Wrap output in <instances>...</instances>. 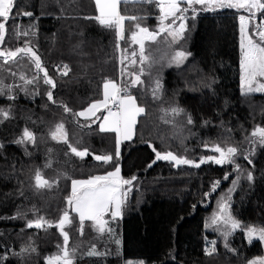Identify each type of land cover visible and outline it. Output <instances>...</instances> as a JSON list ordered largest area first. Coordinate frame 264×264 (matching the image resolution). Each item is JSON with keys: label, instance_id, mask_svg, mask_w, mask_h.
<instances>
[{"label": "trees", "instance_id": "obj_1", "mask_svg": "<svg viewBox=\"0 0 264 264\" xmlns=\"http://www.w3.org/2000/svg\"><path fill=\"white\" fill-rule=\"evenodd\" d=\"M14 3L4 47L14 49L25 39L31 41L56 83L51 89L56 103L48 100L50 86L42 80L38 88L29 85L28 92L14 87L0 95V109L10 112L8 119L0 120V264H46V257L58 253L63 237L56 227L28 228V222L43 217L55 224L65 209L75 218L66 202L71 181L105 175L116 166L124 179L136 178L126 186L131 191L122 217L112 220L107 215L113 231L102 236L90 221H85L81 235L75 218L65 229L70 236L68 247L75 249V264H247L262 255V244L248 243L243 230L228 237L225 247L224 238L206 228L217 202L230 192L234 181V190L228 194L233 217L242 228L264 227V146L246 139L257 126L264 127V94H241L239 16L245 14L243 10L197 8L195 19L188 13L187 31L178 44L169 46L164 34L156 42H145V53L154 62L143 66L144 84L129 90L145 114L138 119L134 138L122 144L116 159L115 137L99 132L98 122L91 127L78 126L91 122L72 115L102 99L105 79L127 84L129 78L121 76L115 32L95 19L84 18L97 15L93 0ZM26 11L33 15H22ZM121 13L146 17L141 23L150 30L158 26L159 12L154 5L130 3L121 6ZM17 27L35 35L30 32L28 37L17 39ZM132 31L133 23L126 22L125 40L119 43L120 49L127 50L128 71L138 72L139 46L132 44ZM178 50L191 55L178 67L169 65L171 55ZM133 51L137 53L135 66L130 63ZM64 64L71 69L67 76L60 75L57 68ZM10 67L17 70V65ZM23 70L32 75L30 67ZM0 76L5 84L21 83L7 71ZM156 78L163 85L159 99H153L151 91ZM61 103L72 112H65ZM174 107L183 112L174 115L164 111ZM189 116L191 124L187 123ZM61 122L69 141L80 150L87 148L89 156L76 157L66 144L51 138L50 133ZM24 129L35 135L34 144L17 143ZM216 144L236 146L240 154L233 163L208 162L196 168L156 160L153 151H171L199 162L201 157L217 155L211 151ZM106 154L114 157L110 163L94 159ZM246 155L251 164L244 159ZM49 161L51 167H46ZM38 170L58 183L37 190L34 176ZM249 172L252 180L247 179ZM93 244L103 255H85ZM212 246L215 251L209 255ZM25 248L35 251L17 255Z\"/></svg>", "mask_w": 264, "mask_h": 264}, {"label": "snow or ice", "instance_id": "obj_2", "mask_svg": "<svg viewBox=\"0 0 264 264\" xmlns=\"http://www.w3.org/2000/svg\"><path fill=\"white\" fill-rule=\"evenodd\" d=\"M149 4L154 5L159 12L157 17L158 26L154 30H150L148 27L142 25V21L146 19L144 16L137 15H124L121 13V6H127L128 4ZM96 12L98 13L94 17H84L85 19H95L100 26L105 29L113 30L116 35L117 44L116 47L121 51L120 64L121 76H127L128 82L126 85H120L111 79H105L103 82V98L92 102L86 109L76 113H72L74 117L83 118L86 121H90V124L79 125L81 127H91V124L99 123V132L101 133H114L115 134V158L119 159L121 155L120 146L122 142L129 141L133 138L137 125V118L145 114V108L140 106L137 102V98L130 94V88H135L144 84L142 77L145 75L146 63L151 66L150 55L145 53V42H156L157 38L161 34H166L170 37L167 40L169 46L178 44L180 40L184 38V34L187 31V20L189 19L188 13H192L193 19L197 14V6H200V11H215L222 8L243 10L246 15L239 16V33H240V82H241V94L248 96L254 93L264 94V19L257 21L258 14L264 17V0H94ZM15 7L14 0H0V73L7 71L13 78L18 79L21 83L14 85L5 84L4 79L0 76V95H5V89L10 93L13 88H20L22 91L28 92L29 85H33L36 88L42 80L44 85L50 86V89L46 92V96L49 101L56 103L53 99V92L51 89L56 87V83L52 77L49 76L47 69L44 67L41 57L37 54L30 40L25 39L23 45L14 49L4 47L6 36L8 34V22L14 18L13 9ZM24 16H32V12H23ZM132 22L135 31L131 32V41L134 45L139 46V64L141 65L138 72L128 71L125 65V60L128 59L126 49H120V41L125 40V24L126 22ZM34 28V26H33ZM35 35L31 30H20L19 27L14 29V35L17 39L22 37H28ZM257 36V39L253 37ZM191 55L183 50L175 51L170 59L169 65L175 64L180 66ZM131 65L137 64V53L133 51L131 53ZM27 61V64L22 63ZM11 65H17V70H12ZM30 67L33 69L32 75L29 76L23 70ZM59 74L67 76L71 71L67 64L57 66ZM43 74L42 77L40 74ZM154 87L152 88L153 99L160 98V92L163 85L159 78L154 81ZM34 94H38L35 92ZM9 99H15L14 96L9 95ZM61 107L65 112L71 113L72 110L67 105L61 103ZM171 112L174 115H179L183 112V109L171 108L164 110ZM106 112V115H98V113ZM0 117L8 119L10 112L4 109H0ZM166 123L168 121H165ZM193 121L189 116L187 123L191 124ZM51 138L58 143H64L67 145L69 151L76 157L85 158L90 155L87 148L83 150L78 149L69 141V135L65 129L64 123H59L55 126V129L50 133ZM249 142L253 145L259 144L264 146V127L257 126L250 134ZM36 142L35 135L28 129H24L23 135L17 143ZM79 143V142H77ZM207 147V145L205 146ZM156 160H164L174 163L175 166L189 165L199 168L201 164L213 162L218 165L225 163H233L235 157L240 154L239 149L236 146H221L219 144L213 145L211 151L218 155H209L201 157L199 162L188 159L184 156H179L171 151L161 153L155 150ZM252 153H249L251 155ZM113 155H95L96 161L103 162L105 164L110 163L113 160ZM244 159L248 160L249 164L252 161L249 156H244ZM155 161H153L154 163ZM46 167H51V161L46 163ZM151 167V165H149ZM228 177L225 176V179ZM135 177L131 179H124L121 176V169L116 166L114 171L107 172L105 175L93 176L86 180H72L71 181V195L67 197V205L73 213L75 218H78L79 228L78 231L81 235L84 234L85 221L91 222V227L98 233V236H102L106 231L111 233L113 230L107 227L109 221L105 219L106 215H110L112 220L122 215V208L125 203L127 192L131 191L130 187ZM248 180H252L251 172L247 175ZM34 187L37 190L50 189L58 181H50L45 178L41 171H36L34 176ZM235 181L233 182V191L235 187ZM213 186V191L215 187ZM227 199L222 198L219 202L218 213L212 217L211 224L207 225L212 227L220 223L223 224L224 230L221 234L225 240V247H227V239L235 230L241 228V224L236 220L230 212V204ZM70 216L69 210L65 209L59 218L58 222L51 224L44 220L43 217L36 219L35 221H29L28 228H44L56 227L59 230L60 235L63 237V244L57 245L59 251L57 254L46 257V264H75V249H69V232L66 231V227H70L75 219ZM214 230L219 231V228ZM249 243L254 238L261 242H264V227L257 228L255 226H248L245 229ZM213 245L215 242H212ZM29 251L34 252L35 248H25L21 250V253L17 255L25 254ZM215 248L208 252L212 254ZM87 256H99L103 255L97 251L96 246L93 244L89 250L85 253ZM251 264H264V260L253 261Z\"/></svg>", "mask_w": 264, "mask_h": 264}, {"label": "rangeland", "instance_id": "obj_3", "mask_svg": "<svg viewBox=\"0 0 264 264\" xmlns=\"http://www.w3.org/2000/svg\"><path fill=\"white\" fill-rule=\"evenodd\" d=\"M243 15H246V13L243 14ZM261 19H264V17H262V16H260V15L258 14L257 21L259 22ZM163 36H164V35H163ZM163 38H164L165 41L171 39L170 37H167L166 35H165V37H163ZM253 38L258 40V37H257V36H254ZM173 45H174V44H173ZM251 95H263V94H260V93H254V94H251ZM102 98H103V96H102ZM98 115H106V112L98 113ZM82 119H83V118H82ZM0 120H1V117H0ZM97 122L100 123L101 121H97ZM109 134H111V135H113V137H115V134H114V133H109ZM121 146H122V144H121ZM121 146H120V150H121ZM217 155H218V154H217ZM235 185H236V184H235ZM232 189H233V188H232ZM227 192H228V191H227ZM228 194H230V192H229ZM228 194H226V193L223 194L224 199H227L226 197H229ZM220 201H221V198H220V200L217 202V205L215 206L214 212L211 214V217L208 219V221H207V225L211 224L212 217H213L215 214L218 213V206H219V202H220ZM228 203H229V202H228ZM70 210H71V209H70ZM230 212H231V209H230ZM122 213H123V208H122ZM231 214H232V213H231ZM106 216H107V215H106ZM108 216H109V218H111L110 215H108ZM232 216H233V215H232ZM109 218H106V217H105L106 220L110 221ZM234 218H235V217H234ZM235 219H236V218H235ZM236 220H237V219H236ZM240 224H241V223H240ZM207 225H206V228H207L208 230H210V231H214V232H216L218 235H221V236L223 237V235L221 234V232L224 230V226H223L222 223H220V224H218V225H214V226H212V227H208ZM241 225H242V224H241ZM107 227H108V225H107ZM255 227H257V226H255ZM215 228H219L220 230H219V231L214 230ZM257 228H261V227H257ZM245 229H246V227H243V228H242V226H241V228L235 230V232H240L241 230H243V231H244V234H245V238H246L247 242L249 243V240H248V237H247V234H246ZM235 232H233L232 235H234ZM232 235H230V236H232ZM230 236H229V237H230ZM223 238H224V237H223ZM255 241H259V240L256 239V238H254V239L252 240L251 243H253V242H255ZM259 242H260V243L262 244V246H263V253H262V255H260V256H258V257H255V258L251 259L250 261L247 262V264H251V262H253V261H261V260H264V242H261V241H259ZM251 243H250V244H251ZM210 245H211V244H210ZM212 248H213V246L211 247V250H212Z\"/></svg>", "mask_w": 264, "mask_h": 264}, {"label": "crops", "instance_id": "obj_4", "mask_svg": "<svg viewBox=\"0 0 264 264\" xmlns=\"http://www.w3.org/2000/svg\"><path fill=\"white\" fill-rule=\"evenodd\" d=\"M94 1V0H93ZM197 8H200V6H197ZM98 14V13H97ZM164 35H166V34H164ZM185 35V34H184ZM167 36V35H166ZM181 41V40H180ZM147 42V41H146ZM151 42V41H150ZM133 44V43H132ZM134 45V44H133ZM134 46H137V45H134ZM82 119V118H81ZM139 119V117L137 118V120ZM84 120V119H83ZM134 136H135V134H134ZM134 136H133V138H134ZM132 138V139H133ZM131 139V140H132ZM130 141V140H129ZM125 142V141H124ZM124 142H122V144L124 143ZM121 176H122V172H121ZM128 193V192H127ZM126 199H127V196H126ZM126 199H125V202H126ZM125 204V203H124ZM123 209H124V205H123ZM106 217V216H105ZM122 217V215L120 216V217H117V219L118 218H121Z\"/></svg>", "mask_w": 264, "mask_h": 264}, {"label": "water", "instance_id": "obj_5", "mask_svg": "<svg viewBox=\"0 0 264 264\" xmlns=\"http://www.w3.org/2000/svg\"><path fill=\"white\" fill-rule=\"evenodd\" d=\"M181 166H183V165H181ZM48 227V226H47Z\"/></svg>", "mask_w": 264, "mask_h": 264}]
</instances>
